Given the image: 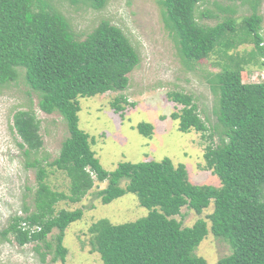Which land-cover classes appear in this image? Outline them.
<instances>
[{
	"label": "trees",
	"instance_id": "1",
	"mask_svg": "<svg viewBox=\"0 0 264 264\" xmlns=\"http://www.w3.org/2000/svg\"><path fill=\"white\" fill-rule=\"evenodd\" d=\"M80 1L94 9L107 2ZM201 1L158 0V5L163 26L183 62L205 59L217 47L228 60L209 80L216 96L213 131L219 142L207 144L203 152L204 167L218 176L219 186L190 182L185 165L169 158L120 162L113 170H105L91 149L89 135L78 126V98L125 90L128 74L140 61L137 50L123 30L108 20H101L79 39L66 16L47 0H0V86L15 82L22 69L24 82L37 95L38 109L61 116L67 136L48 166L69 180L67 192L50 188L42 160H29L43 144L40 121L30 108L15 110L12 128L26 165L35 168L36 184L33 208L25 206L23 217H10L0 230L1 237L12 235L20 246L33 242L37 252L43 244L42 260L49 252L52 261L64 262V231L80 219L82 210H56L55 205L81 201L95 181L107 180L97 191L101 203L131 192L148 213L131 222L113 224L101 218L89 225L88 243L103 264H207L194 250L208 231L231 247V253L216 264H264V79L243 82L241 78V63L246 60L259 62L264 70L258 0L253 2L252 13L242 18L239 31L231 17L214 25L198 23L195 12ZM249 42L253 49L247 59L228 53ZM167 98L181 106L170 114L178 121L179 131L195 130L203 138L212 137V133L204 135L208 127L191 94L171 90ZM124 104L134 105L120 94L111 107L122 114ZM136 128L145 137L153 134L150 123H138ZM122 179H126L124 187L119 185ZM211 201L209 228L201 218L191 226H182L175 218L183 206L200 214ZM34 225L40 229L30 232ZM53 229L57 230L54 242L47 241Z\"/></svg>",
	"mask_w": 264,
	"mask_h": 264
},
{
	"label": "rangeland",
	"instance_id": "2",
	"mask_svg": "<svg viewBox=\"0 0 264 264\" xmlns=\"http://www.w3.org/2000/svg\"><path fill=\"white\" fill-rule=\"evenodd\" d=\"M255 0H203L196 8L197 22L214 25L228 17L235 20L239 31L242 18L250 15ZM49 5L62 12L79 39H83L101 20L123 30L137 50L140 61L128 74L129 84L123 91H107L89 97H79L78 126L90 137L91 149L95 152L105 170H113L120 162H140L169 158L174 164L183 163L190 182L219 186L220 181L211 169H206L203 152L209 143L217 144L219 137L214 132L216 118L213 113L216 96L210 88L209 80L220 71L228 60L220 52V47L205 59L185 63L177 54L172 37L163 26L158 0H107L104 7L94 9L80 0H47ZM258 14L261 16V37L264 45V0H258ZM252 43H243L228 53L242 60L249 57ZM263 58H259L262 60ZM243 82H259L264 79V70L253 59L241 63ZM171 90L191 94L201 118L205 121L212 137L203 138L202 133L189 130L181 132L178 121L170 114L178 111L180 105L167 98ZM124 95L128 103L123 113L114 112L111 102L118 95ZM32 109L40 121L39 133L42 147L29 160L39 159L48 171L47 183L50 188L67 192L68 178L60 170L48 166L56 157L61 142L67 136L66 125L58 113L46 114L37 107V95L24 82L23 70L15 82L0 86V230L10 217L25 215V206L33 208L35 188V168L26 165L20 141L12 128V114L15 110ZM153 125L151 137L140 134L138 123ZM107 180L95 181L94 186L78 202L60 201L55 209H81L80 219L71 222L65 229L62 244L66 248L65 261H52V254L42 260L40 252L43 244L33 242L20 246L12 235L0 236V264H103L98 252L92 251L88 243L89 225L101 218L113 224L131 222L148 213L141 206L134 193L126 192L103 204L97 191L104 188ZM126 179L119 183L124 187ZM264 197V187L262 188ZM213 210V202L200 214L183 206L175 216L182 226H191L197 219L206 221ZM57 230L53 229L47 241L54 242ZM231 253L229 243L208 231L194 250L207 264H216L218 259Z\"/></svg>",
	"mask_w": 264,
	"mask_h": 264
},
{
	"label": "clouds",
	"instance_id": "3",
	"mask_svg": "<svg viewBox=\"0 0 264 264\" xmlns=\"http://www.w3.org/2000/svg\"><path fill=\"white\" fill-rule=\"evenodd\" d=\"M25 224L24 223H22V226H24ZM40 229V227L39 226H37V225H34V226H32L31 228H30V232H34V231H37V230H39Z\"/></svg>",
	"mask_w": 264,
	"mask_h": 264
}]
</instances>
